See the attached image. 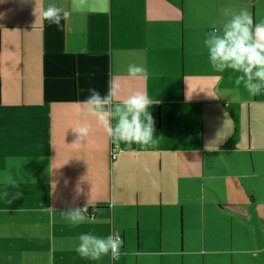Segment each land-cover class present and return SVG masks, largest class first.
I'll return each instance as SVG.
<instances>
[{"label": "crops", "instance_id": "obj_1", "mask_svg": "<svg viewBox=\"0 0 264 264\" xmlns=\"http://www.w3.org/2000/svg\"><path fill=\"white\" fill-rule=\"evenodd\" d=\"M242 9L264 20V0H0V264H146L178 255V234H264V95L215 73L201 38ZM109 80L157 102L153 145L113 144L86 111ZM84 207L85 223L64 221ZM82 232L119 234V259L81 258Z\"/></svg>", "mask_w": 264, "mask_h": 264}, {"label": "clouds", "instance_id": "obj_2", "mask_svg": "<svg viewBox=\"0 0 264 264\" xmlns=\"http://www.w3.org/2000/svg\"><path fill=\"white\" fill-rule=\"evenodd\" d=\"M67 15L55 5H49L43 11L44 19L57 27ZM225 16L230 18L219 25L214 24L203 40L209 65L215 73L230 71L236 74V84H243L249 95H264V20L254 22L246 9L238 13L226 10ZM128 74L137 78L146 76L147 72L142 66L130 65ZM120 94L119 82L109 80L105 94L91 88L81 103L103 127L113 144L153 145L156 138L151 107L157 102L143 90L134 91L122 100ZM73 130L79 142L89 136L91 128L84 124ZM88 218L87 207L71 209L63 216L64 221L73 227L85 223ZM77 240L75 252L92 261H99L109 254L113 260L119 259L123 245L119 234L101 237L92 232H82Z\"/></svg>", "mask_w": 264, "mask_h": 264}, {"label": "rangeland", "instance_id": "obj_3", "mask_svg": "<svg viewBox=\"0 0 264 264\" xmlns=\"http://www.w3.org/2000/svg\"><path fill=\"white\" fill-rule=\"evenodd\" d=\"M209 5L201 3L197 8H207ZM202 10V9H201ZM206 31H201V38H205ZM255 228V223L253 224ZM246 230H248L246 228ZM207 240L205 248H203L204 240ZM212 238H215L217 245L209 247L213 244ZM136 242L139 239L138 234H135ZM162 234H155L152 249L161 250ZM177 244H179L178 255L159 256L150 255L144 260L146 264H264V234H178ZM183 245V246H182ZM214 246V245H211ZM200 254L198 251H202ZM216 250L219 253L213 254L209 251ZM166 251V249H165ZM186 251L193 252L188 254ZM140 260V259H139ZM137 258L126 259L123 264H136Z\"/></svg>", "mask_w": 264, "mask_h": 264}, {"label": "built area", "instance_id": "obj_4", "mask_svg": "<svg viewBox=\"0 0 264 264\" xmlns=\"http://www.w3.org/2000/svg\"><path fill=\"white\" fill-rule=\"evenodd\" d=\"M120 152H122V148H120L118 145H114L112 148V159L116 160Z\"/></svg>", "mask_w": 264, "mask_h": 264}]
</instances>
